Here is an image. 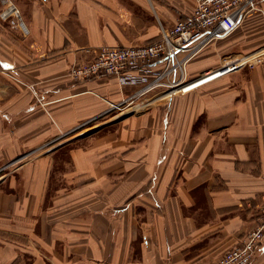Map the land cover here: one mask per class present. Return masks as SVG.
<instances>
[{
    "label": "crops",
    "instance_id": "obj_1",
    "mask_svg": "<svg viewBox=\"0 0 264 264\" xmlns=\"http://www.w3.org/2000/svg\"><path fill=\"white\" fill-rule=\"evenodd\" d=\"M10 1L27 34L0 19V264H217L239 246L264 205V57L110 111L135 88L70 68L158 40L194 0ZM261 32L245 19L188 81L260 55Z\"/></svg>",
    "mask_w": 264,
    "mask_h": 264
},
{
    "label": "built area",
    "instance_id": "obj_2",
    "mask_svg": "<svg viewBox=\"0 0 264 264\" xmlns=\"http://www.w3.org/2000/svg\"><path fill=\"white\" fill-rule=\"evenodd\" d=\"M1 2L3 9L0 19L12 29H20L27 34L18 7L10 0ZM194 2L193 13L178 19L171 28L162 29L158 40L142 46L100 47L91 61L71 67L68 75L76 82L103 78L114 80L121 87L135 88L133 94L120 103L109 104L110 111H123V107H132L134 102L146 95H152L151 98L155 99L172 98L178 92H190L186 91L188 88L193 91L260 61L259 57L253 62L254 59L249 61L247 56H241L219 69L207 72L204 77L188 81L186 66L189 61L211 45L230 37L249 14L260 12L264 15V0ZM263 242L264 205L260 208L256 228L247 234L239 246L227 251L217 264H251Z\"/></svg>",
    "mask_w": 264,
    "mask_h": 264
},
{
    "label": "rangeland",
    "instance_id": "obj_3",
    "mask_svg": "<svg viewBox=\"0 0 264 264\" xmlns=\"http://www.w3.org/2000/svg\"><path fill=\"white\" fill-rule=\"evenodd\" d=\"M251 18L252 19V22H254V24L255 25H257V30L258 31H262L259 35H263L264 36V15H263V13H260V12H253V13H251V14H249L245 19H247V18ZM242 25H243V23H242ZM241 27V26H240ZM239 27V28H240ZM238 28V29H239ZM237 37V36H236ZM258 37V38H257ZM235 37L234 36H231V37H229V38H227L226 40H224V41H219V42H217L216 44H214V45H211L208 49H210V48H214V46L216 45L217 47H218V50L221 52V51H226L227 50V48H228V46H227V44L229 43V41L231 40H233ZM255 41H254V43L255 44H258L257 46H259V47H257L258 48V50H259V52L257 53V54H259L260 53V55H257V56H253L254 58V60H253V62L254 61H256L255 60V58L257 57H259L258 59H262L263 57H264V53L263 54H261V52H263L264 51V37H262V38H260L258 35H256L255 37ZM257 38V39H256ZM237 46H238V50L240 51L241 49L240 48H243V46L241 45V41H239L238 43H237ZM241 54L240 53H238L237 54V56L235 57V56H231L230 58H228V60L229 61H235L237 58H239V56H240ZM226 56V55H225ZM236 58V59H235ZM89 81V80H88ZM86 82V81H85ZM131 94H133V92L131 93ZM130 94V95H131ZM129 96V95H128ZM150 97H152V95H146V96H144V97H142L143 99L144 98H150ZM137 102V101H136ZM136 102H134V104L136 103ZM134 104H132V107L133 106H135ZM124 108L125 107H123V110H124ZM127 108V107H126ZM119 112H122V111H119Z\"/></svg>",
    "mask_w": 264,
    "mask_h": 264
},
{
    "label": "bare ground",
    "instance_id": "obj_4",
    "mask_svg": "<svg viewBox=\"0 0 264 264\" xmlns=\"http://www.w3.org/2000/svg\"><path fill=\"white\" fill-rule=\"evenodd\" d=\"M264 52H261V54H263ZM254 57H248V60H252ZM247 59V58H246ZM245 58H243L242 60H246ZM192 88H188L186 91H191Z\"/></svg>",
    "mask_w": 264,
    "mask_h": 264
}]
</instances>
